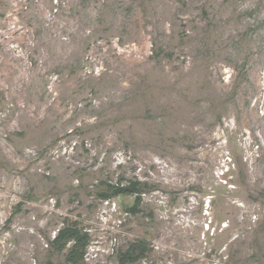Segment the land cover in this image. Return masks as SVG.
<instances>
[{
    "label": "rangeland",
    "instance_id": "rangeland-1",
    "mask_svg": "<svg viewBox=\"0 0 264 264\" xmlns=\"http://www.w3.org/2000/svg\"><path fill=\"white\" fill-rule=\"evenodd\" d=\"M74 223L81 264H264V0H0V264Z\"/></svg>",
    "mask_w": 264,
    "mask_h": 264
},
{
    "label": "trees",
    "instance_id": "trees-1",
    "mask_svg": "<svg viewBox=\"0 0 264 264\" xmlns=\"http://www.w3.org/2000/svg\"><path fill=\"white\" fill-rule=\"evenodd\" d=\"M142 191L143 186L140 183L131 182L129 185L125 186H108L106 192L100 196L104 200L122 195H136L139 197ZM135 209L136 208H134L133 211ZM69 243H73V246L70 250L68 261L71 264H81V262L84 260L85 251L90 243V237L88 233H84L75 223L65 225L58 231L52 244L54 247L63 251ZM142 255L143 250H141V243H135L131 245L125 253H122V264L125 262H135L137 258Z\"/></svg>",
    "mask_w": 264,
    "mask_h": 264
}]
</instances>
